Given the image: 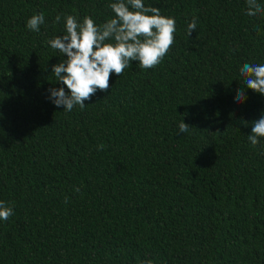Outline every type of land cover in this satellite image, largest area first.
I'll use <instances>...</instances> for the list:
<instances>
[{
    "label": "trees",
    "instance_id": "1",
    "mask_svg": "<svg viewBox=\"0 0 264 264\" xmlns=\"http://www.w3.org/2000/svg\"><path fill=\"white\" fill-rule=\"evenodd\" d=\"M114 2L0 0V200L14 208L0 264H264V138L248 140L264 94L236 101L243 64H264V15L247 0H143L175 18L169 52L66 112L49 99L64 57L47 42L67 15L113 18Z\"/></svg>",
    "mask_w": 264,
    "mask_h": 264
},
{
    "label": "clouds",
    "instance_id": "2",
    "mask_svg": "<svg viewBox=\"0 0 264 264\" xmlns=\"http://www.w3.org/2000/svg\"><path fill=\"white\" fill-rule=\"evenodd\" d=\"M247 5V16L264 15V4L258 0H247ZM108 7L115 15L99 25L91 16L84 17L80 22L77 17L67 15L64 17V34L47 42L64 57L52 67V73L62 86L49 89V99L57 107L63 106L66 112L77 105L83 110L85 101L97 90H108L110 75L115 73L120 76L132 61H138L141 69L159 65L174 43L176 20L162 15L158 7H146L143 0H118ZM61 16L57 14L53 23H59ZM43 24L45 16L41 12L31 16L26 26L36 33ZM196 29L197 19L193 17L187 25V35L190 37ZM240 75L245 88L237 92L238 103L247 99L246 89L264 94V64L244 63ZM243 123L247 125L248 121ZM251 123L253 126L248 140L256 147L264 138V115ZM189 126L182 120L178 125L179 132L187 133ZM104 147L99 144L97 150L101 151ZM79 190L78 187L75 189ZM13 215L14 208L0 200V219L7 221ZM142 264L153 262L145 260Z\"/></svg>",
    "mask_w": 264,
    "mask_h": 264
}]
</instances>
